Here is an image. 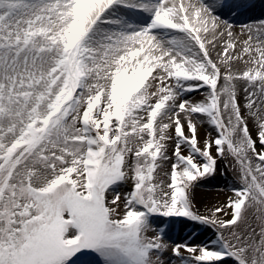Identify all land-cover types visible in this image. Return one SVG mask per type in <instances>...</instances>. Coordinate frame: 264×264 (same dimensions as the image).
<instances>
[{
	"label": "snow or ice",
	"instance_id": "obj_1",
	"mask_svg": "<svg viewBox=\"0 0 264 264\" xmlns=\"http://www.w3.org/2000/svg\"><path fill=\"white\" fill-rule=\"evenodd\" d=\"M254 6L0 0V264H264V19L225 18Z\"/></svg>",
	"mask_w": 264,
	"mask_h": 264
},
{
	"label": "rangeland",
	"instance_id": "obj_2",
	"mask_svg": "<svg viewBox=\"0 0 264 264\" xmlns=\"http://www.w3.org/2000/svg\"><path fill=\"white\" fill-rule=\"evenodd\" d=\"M254 1L255 0H250V2ZM225 18L229 19L230 22L237 25V27L244 23L251 24L254 22L252 18H248V20H243L239 23L233 22V19L235 17L228 16ZM193 98L201 99L202 97L200 95H194ZM209 132H211L212 137H215L216 133L215 131H213L211 126L207 124L203 125L200 128L201 139L203 140L207 138ZM234 179V173L232 172L231 168H225L224 163L220 162V170L218 171L216 176L202 182L200 187L196 189L195 202L200 211L203 213L212 205L222 203L230 194L228 189L231 187ZM165 224H170L168 218H160V220H158L156 225L154 226L163 227ZM170 235L172 237V239L168 241L170 244L185 242L195 244L201 242L202 240H206L212 235V232L208 231L205 234L201 227L195 226L194 224H192V222H187L186 225L177 223L175 229L170 233ZM165 238L167 239V236ZM165 259H170L172 261V264H179L178 258L172 256L171 251L168 252Z\"/></svg>",
	"mask_w": 264,
	"mask_h": 264
},
{
	"label": "bare ground",
	"instance_id": "obj_3",
	"mask_svg": "<svg viewBox=\"0 0 264 264\" xmlns=\"http://www.w3.org/2000/svg\"><path fill=\"white\" fill-rule=\"evenodd\" d=\"M207 2L211 3L212 0H207ZM255 5L251 11L247 12L244 15L236 16L233 19V22L239 23L243 20H248V18H252L254 22H258L259 20L264 19V0H255L254 2H250ZM235 31L239 33L240 27H236ZM215 55V54H214ZM238 67H243L242 64H239Z\"/></svg>",
	"mask_w": 264,
	"mask_h": 264
}]
</instances>
